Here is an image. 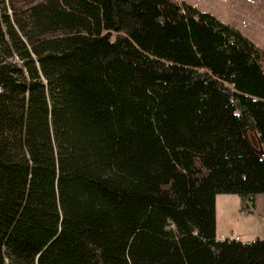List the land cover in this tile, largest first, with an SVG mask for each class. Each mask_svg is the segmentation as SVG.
I'll list each match as a JSON object with an SVG mask.
<instances>
[{"label":"trees","instance_id":"16d2710c","mask_svg":"<svg viewBox=\"0 0 264 264\" xmlns=\"http://www.w3.org/2000/svg\"><path fill=\"white\" fill-rule=\"evenodd\" d=\"M218 193H264L260 46L185 0H0V264H264Z\"/></svg>","mask_w":264,"mask_h":264},{"label":"rangeland","instance_id":"374dc122","mask_svg":"<svg viewBox=\"0 0 264 264\" xmlns=\"http://www.w3.org/2000/svg\"><path fill=\"white\" fill-rule=\"evenodd\" d=\"M185 1L237 27L264 51V0ZM248 135L257 140L253 130H248ZM215 213L218 237L237 234L242 240L264 238V193H258L254 202L247 203L245 208L241 206L238 194L218 193L215 197Z\"/></svg>","mask_w":264,"mask_h":264},{"label":"water","instance_id":"95a60500","mask_svg":"<svg viewBox=\"0 0 264 264\" xmlns=\"http://www.w3.org/2000/svg\"><path fill=\"white\" fill-rule=\"evenodd\" d=\"M253 144L256 146V147H259L260 151H262V147L260 145V142L258 140H256L254 137L251 138Z\"/></svg>","mask_w":264,"mask_h":264},{"label":"built area","instance_id":"2783aa9c","mask_svg":"<svg viewBox=\"0 0 264 264\" xmlns=\"http://www.w3.org/2000/svg\"><path fill=\"white\" fill-rule=\"evenodd\" d=\"M231 237L238 238L239 236H238V235H236V234H232V236H231Z\"/></svg>","mask_w":264,"mask_h":264},{"label":"crops","instance_id":"0c3cea01","mask_svg":"<svg viewBox=\"0 0 264 264\" xmlns=\"http://www.w3.org/2000/svg\"><path fill=\"white\" fill-rule=\"evenodd\" d=\"M237 235V234H236ZM240 238V237H239Z\"/></svg>","mask_w":264,"mask_h":264}]
</instances>
